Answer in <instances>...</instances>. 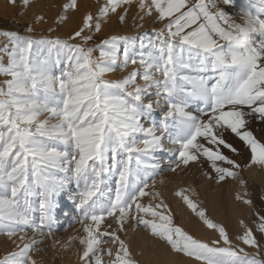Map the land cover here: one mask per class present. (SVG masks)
Segmentation results:
<instances>
[{
  "label": "snow or ice",
  "instance_id": "1",
  "mask_svg": "<svg viewBox=\"0 0 264 264\" xmlns=\"http://www.w3.org/2000/svg\"><path fill=\"white\" fill-rule=\"evenodd\" d=\"M133 5L141 20L155 16L163 25L154 40L137 49L131 37L112 35L88 46L111 15L124 23ZM78 9L77 0L64 5L66 13ZM33 31L0 33L8 39L0 47V77H7L0 80V235L16 249L0 264H41L33 253L52 235L64 195L80 214L82 234L69 240L78 242L79 264H143L130 232L196 264H264V207L255 209L241 175L244 167L264 170V0H106L65 38ZM130 65L121 79H105ZM226 133L248 149L243 167ZM204 163L208 180L235 182L243 190L235 201L253 210L252 225L241 218L234 237L193 199L194 189L180 187L173 195L216 234L196 237L175 222L157 188L160 173ZM26 229L31 238L17 236Z\"/></svg>",
  "mask_w": 264,
  "mask_h": 264
},
{
  "label": "rangeland",
  "instance_id": "2",
  "mask_svg": "<svg viewBox=\"0 0 264 264\" xmlns=\"http://www.w3.org/2000/svg\"><path fill=\"white\" fill-rule=\"evenodd\" d=\"M106 2V0H77L79 9L77 11H64V5L70 3V0H30L28 6L23 4V0H16L15 4H11L9 0H0V33L3 32H15L19 35H27L25 27L31 25L34 29L30 35L34 38L67 37L74 32L81 24L82 18L86 12H91L94 16L97 14L98 9ZM122 11V10H121ZM129 12L136 13L138 17L143 13H138L135 5L130 8ZM119 14V13H118ZM42 15L44 20L38 21L37 16ZM67 15L66 21L62 20V17ZM131 18V16H130ZM58 19L61 22H57ZM126 20L124 23H120L117 19V15H111L105 23H103L102 31L96 34L94 41L89 44V47H95L101 40L108 38L112 35L128 36L131 37L139 49L141 41L145 44L149 39H155V32L158 31L163 25L155 21V16H145L143 20L139 19L137 23H141L138 26L132 24ZM52 29V31H50ZM125 32V33H124ZM8 43V39L0 35V47ZM99 56L97 50L93 54ZM6 62V58H5ZM66 67V62L62 63L56 70L55 74L59 75L60 69ZM133 66H129L123 71H116L105 75L107 80H118L132 70ZM7 77H0V80ZM142 83V81H141ZM163 105L155 109L153 119L156 121H162L163 119ZM145 127H150V121H144ZM254 133L259 137L261 134V126L258 124L253 125ZM227 138L234 144L235 147L240 149L241 156H232L238 163L243 165L247 162L249 152L246 146L234 137L230 133H226ZM231 155L230 153H227ZM171 153H165L163 165H167L171 162ZM159 159V156H157ZM211 172L208 163H204L203 166L193 165L184 171L178 170L176 173L163 172L155 176L154 179L157 182L158 190L162 191L166 201L170 204L174 214L175 222L182 225L187 231L192 233L198 238L204 240H212L216 234L211 230L204 227L186 208L185 205L173 193L180 187H188L194 189L198 194L193 199L198 200L203 207L208 210V215L216 222L225 224L228 228L230 236H235L236 233L241 232L238 221L242 218L245 223L252 225L255 220V216L252 215V209L246 206L240 205L235 201L234 196L237 191H243L239 186L233 182L228 181L222 184H215L213 181L208 180L203 173ZM241 175L248 181V191L251 193L253 204L256 210L264 207V202L260 200V195L264 191V170L257 167H244ZM116 178H112L110 186L115 188ZM164 180V184L159 182ZM151 184V180L149 181ZM103 187V185H102ZM73 195L78 190L76 185H71ZM38 196H33L31 201L33 202V208L38 209ZM147 202V198H145ZM34 218H38L39 212L34 211L32 213ZM80 214L78 211L72 209V201L67 195L61 198V210L59 213L58 221L53 227V232L50 237L44 238V242L39 245L40 251L33 253L34 258L41 261V264H79L78 259V242L73 241L69 246V240L71 237H76L82 234L81 225L78 222ZM19 235H26V238H31L34 233L31 230H25ZM257 239H260L259 233H256ZM130 239L133 241V249L136 252L143 251V264H196L191 259L177 258L168 255L163 249L162 245H158L148 239L147 235L143 232L129 233ZM18 242V241H17ZM264 242V241H262ZM244 247L243 245H241ZM15 244L7 240V237L0 235V258H3L8 252L14 251ZM74 260V262H72Z\"/></svg>",
  "mask_w": 264,
  "mask_h": 264
},
{
  "label": "bare ground",
  "instance_id": "3",
  "mask_svg": "<svg viewBox=\"0 0 264 264\" xmlns=\"http://www.w3.org/2000/svg\"><path fill=\"white\" fill-rule=\"evenodd\" d=\"M130 16H131V18H130ZM129 19H132L130 22L132 23V24H135V25H139V24H141V23H137L138 21H139V19H140V17H138V15L136 14V13H134V14H132L131 12H129L128 13V16H127V18H126V23H127V21L129 22ZM125 33V32H124ZM18 241V240H17ZM78 257V256H77ZM77 261H79L78 259L76 260V262ZM72 262H74V260L72 261ZM78 263V262H77Z\"/></svg>",
  "mask_w": 264,
  "mask_h": 264
}]
</instances>
